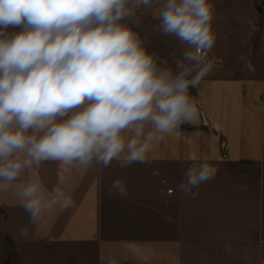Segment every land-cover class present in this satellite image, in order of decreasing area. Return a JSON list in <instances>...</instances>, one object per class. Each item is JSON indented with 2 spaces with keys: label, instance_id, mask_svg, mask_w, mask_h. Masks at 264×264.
<instances>
[{
  "label": "crops",
  "instance_id": "0c3cea01",
  "mask_svg": "<svg viewBox=\"0 0 264 264\" xmlns=\"http://www.w3.org/2000/svg\"><path fill=\"white\" fill-rule=\"evenodd\" d=\"M210 3L218 63L189 89L196 117L155 142L150 163L33 168L28 176L74 201L38 222L15 185L0 190V264H264V0ZM155 43L157 62L175 70L185 46ZM201 161L215 178L185 197L177 185ZM117 179L123 197L110 192Z\"/></svg>",
  "mask_w": 264,
  "mask_h": 264
},
{
  "label": "clouds",
  "instance_id": "9594fccd",
  "mask_svg": "<svg viewBox=\"0 0 264 264\" xmlns=\"http://www.w3.org/2000/svg\"><path fill=\"white\" fill-rule=\"evenodd\" d=\"M156 3L157 30L185 46L175 70L136 30ZM213 18L210 0H0V190L15 185L35 223L74 205L27 175L43 162L150 163L154 143L197 115L189 89L213 71ZM216 172L193 163L177 190L194 199ZM110 192L123 197L124 183Z\"/></svg>",
  "mask_w": 264,
  "mask_h": 264
},
{
  "label": "rangeland",
  "instance_id": "374dc122",
  "mask_svg": "<svg viewBox=\"0 0 264 264\" xmlns=\"http://www.w3.org/2000/svg\"><path fill=\"white\" fill-rule=\"evenodd\" d=\"M158 7L159 3H156L147 9L138 10L137 17L140 23L139 26L136 27V30L141 34V36L146 37V47H148L150 52L155 53L157 51L155 50V39L163 36L156 28L159 24V20L155 18ZM160 52L163 53L162 50H160Z\"/></svg>",
  "mask_w": 264,
  "mask_h": 264
},
{
  "label": "built area",
  "instance_id": "2783aa9c",
  "mask_svg": "<svg viewBox=\"0 0 264 264\" xmlns=\"http://www.w3.org/2000/svg\"><path fill=\"white\" fill-rule=\"evenodd\" d=\"M208 59L212 62L213 66H215L218 63V58L213 56L210 52L208 53ZM163 182L165 183L164 180H163ZM167 192L168 193H172V192H174V189L173 188H168Z\"/></svg>",
  "mask_w": 264,
  "mask_h": 264
}]
</instances>
